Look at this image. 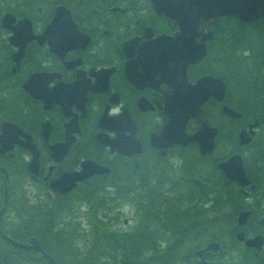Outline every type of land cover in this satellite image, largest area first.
<instances>
[{
    "label": "flooded vegetation",
    "instance_id": "1",
    "mask_svg": "<svg viewBox=\"0 0 264 264\" xmlns=\"http://www.w3.org/2000/svg\"><path fill=\"white\" fill-rule=\"evenodd\" d=\"M68 3L0 0V264H18L7 262V258L22 255L21 243L29 240L18 233L22 231L19 226L6 225L7 213L1 212L4 196L25 192L50 200L92 192L114 201L119 188L129 187L136 178L133 135L144 153L146 140L167 122L163 104L172 97L173 89L178 96L183 87L182 80L174 81L172 74L179 69L178 64L158 61L159 51L152 50L148 57L152 61L146 68L143 46L137 52L133 45H124L128 36H140L145 28L143 45L149 48L155 35L171 32L159 15L145 11L140 26H133L125 37L117 30L116 18L109 17L110 11L88 22L86 18H94L93 14L80 13ZM101 10L94 13L99 15ZM263 25L261 21L259 37H264ZM242 52L258 64L237 70L235 65H226L225 85L219 81L195 85L200 77L212 74L214 60L210 66H205L207 59L192 63L187 74L193 81L195 99L203 90L223 95L221 100L215 96L202 104L205 119L220 129L218 142L223 136L222 141L239 147L236 152L242 157L247 151L256 152L249 183L237 186L251 202L244 205L242 210L248 216L239 218L244 223L238 227L245 248L241 256L249 264H264V41L259 51L251 46ZM132 55L134 59H130ZM224 104L237 116H231L227 108L224 114ZM196 116L189 119L191 133L200 124ZM229 122L233 129L226 138V131L223 133ZM256 122L253 141L241 144L240 133ZM81 172L85 177L69 187L70 175ZM116 206V202L112 204ZM254 237L257 245L246 246ZM80 238L86 240L73 236V242ZM76 248L81 251L80 246ZM185 258L184 264H204L206 260L215 264L208 254Z\"/></svg>",
    "mask_w": 264,
    "mask_h": 264
},
{
    "label": "trees",
    "instance_id": "2",
    "mask_svg": "<svg viewBox=\"0 0 264 264\" xmlns=\"http://www.w3.org/2000/svg\"><path fill=\"white\" fill-rule=\"evenodd\" d=\"M141 4V8L136 12L143 9L144 4L138 0H69V6L75 9L78 12H87L88 14H93L94 18H102L105 16L108 11V7L113 4L120 6L127 5L130 9L135 11ZM102 9V10H101ZM101 10L99 15H96L94 11ZM151 10V9H150ZM117 16H126V12L109 14L110 18ZM219 26H222L219 25ZM223 30L220 28L219 31ZM251 36V40L254 42L256 34L248 33ZM249 44V39H243V37H238L240 43ZM233 56L235 54L234 48L230 52ZM237 56V53L235 54ZM218 57L216 59L220 60L222 64H226V48L223 51L218 50ZM178 151V150H177ZM178 154L182 155L185 158L184 168L187 170V164L191 160L192 156L190 151L187 153L185 148H182L178 151ZM136 163L138 166H136ZM206 162L198 159V165L195 161L190 163V168L193 172L206 173ZM204 164V165H201ZM207 164V163H206ZM158 165L162 166V173L169 169V166L166 167V164H162L156 156L151 158L150 162L142 158L135 161V171L138 175L139 170H142L143 174L141 178H136L133 181V184L130 183L129 187L123 185V188H119L118 193L114 196L115 200L126 199L129 202H132L136 206L137 210L139 209L140 215L139 219H147L146 223H149L151 231L149 232L148 242L145 245L150 247V250L154 253L149 256H135L127 253L132 250L135 246L137 248L143 247V243L140 240L132 239L138 238L141 233L145 232V228L135 230L132 234L125 233L124 231H110L105 226L99 225L97 222L91 224V230L85 235V232H80L79 227H77L78 221L68 222L67 225H72L71 227L56 225L58 220L63 215L58 212L64 213L68 211L71 214L73 220L80 211L75 213L74 205L69 204L70 196H62V198L50 199L48 201H41L40 199L36 202H32L29 198L27 199L24 195L15 196V201L19 203L17 207V220L19 223L15 225V218H11L10 223L6 224L7 226L14 227L19 226L21 232L19 234L25 236L28 233L36 235L40 240L42 246L48 251V253L54 257L59 264H169L173 260H178L182 257L183 252L186 249L180 248V244L183 241L168 240L166 245L163 247L156 241L162 239V235L170 234L167 237H181L185 238L188 234L195 233L198 237H193L189 244L188 250H193L196 247H200L207 239H215L221 242V245L224 249L225 241L223 237L226 235V228H221L218 231L212 232L213 226L219 223L226 222V213H228V218L235 220V212L238 210L240 205L243 202L239 201V195H245L241 191H236L238 197H234L231 187L226 188V181L224 177L220 174V171L212 164V171L209 170L206 175L201 179L200 190L198 195L200 197H205L210 192V189L213 190L218 187H222L220 191L215 193L213 197V204L211 208H198L189 206L186 202L194 203L191 199V196L181 197L178 199L177 195H173L174 187L176 185L175 181L170 178L166 181L160 182V179H157V184L162 187V193H151L148 191V177L152 174H158ZM152 175L151 177H153ZM155 177V176H154ZM220 181H217L219 180ZM180 180L184 183L189 184L193 181V177L183 176ZM89 187H93L89 185ZM126 188H129L128 191ZM131 188V189H130ZM226 190L229 195L228 198L231 201L229 203V210L226 211ZM169 191L170 194L169 195ZM83 195L84 197L81 201L88 202V213L96 215L98 206L102 205L101 201L94 203L95 193L92 192H77V194ZM68 207V208H66ZM66 208V210H63ZM149 213V215H148ZM74 217V218H73ZM117 218V216H115ZM52 222V227H57L56 229L50 227L48 224ZM99 220V219H98ZM229 223L230 220H229ZM149 229V228H148ZM231 231V230H230ZM197 232V233H196ZM161 233V234H159ZM83 235L86 238L84 248H81V251H78L76 247V242H73V236ZM232 241L234 242V247L238 246V241L234 237L233 232H230ZM142 237V236H141ZM140 237V238H141ZM155 239H151V238ZM166 237V238H167ZM129 238V239H127ZM138 238V239H140ZM157 239V240H156ZM134 252H137L136 248L133 249ZM132 250V251H133ZM31 252L25 251L20 256H9L7 262L18 264H51L42 256H37V252L33 253L34 256L28 255ZM83 253V254H82ZM32 254V253H31ZM3 260V258H2Z\"/></svg>",
    "mask_w": 264,
    "mask_h": 264
},
{
    "label": "water",
    "instance_id": "3",
    "mask_svg": "<svg viewBox=\"0 0 264 264\" xmlns=\"http://www.w3.org/2000/svg\"><path fill=\"white\" fill-rule=\"evenodd\" d=\"M152 4L158 13L179 27V32L175 33L177 47L172 59L177 58L182 69L200 58L204 52V43L210 37L211 26L222 17L233 15L240 21H251L264 16V0H152ZM204 29H207L206 32ZM196 39H199L198 43ZM164 61L167 62V59ZM170 127L173 130L176 128L172 124ZM177 131L179 132L178 129ZM169 133L168 126L160 132L166 139ZM188 139L191 140L192 136ZM176 141L180 142L178 137ZM84 177L85 173L82 172L70 175L69 187ZM30 246L41 250L34 239L31 240ZM216 246L211 245L214 248Z\"/></svg>",
    "mask_w": 264,
    "mask_h": 264
},
{
    "label": "rangeland",
    "instance_id": "4",
    "mask_svg": "<svg viewBox=\"0 0 264 264\" xmlns=\"http://www.w3.org/2000/svg\"><path fill=\"white\" fill-rule=\"evenodd\" d=\"M143 18H145L146 16H142ZM86 20L88 22H91L94 20V18H86ZM215 44L212 47V50L215 52ZM226 149V141H222L219 145V152H223ZM171 162H174V159H170ZM175 174V173H174ZM231 191L233 192L234 197H238L236 191L234 188H231ZM101 201L102 205L98 206V211H97V216L98 219L96 217V215L94 214H90L88 213V202L86 201H82V202H76L74 203V201H71L72 203H74V209L75 211H80V213L77 215V217H73L74 221L77 220L78 221V225H79V229L81 231H83V233L85 232V235L88 234V232L91 230V224H93L94 222H97L99 225L105 226L108 230L110 231H126V230H130L132 228V226L134 224H137L136 221L133 220L134 215L135 214V210L128 207L127 205H125L122 208H113L112 209V204L114 203L112 200H107L106 198H102L99 197V195L96 193L95 199H94V203ZM115 212H118V218L115 219L113 214H115ZM61 215H65L62 214L61 212H58ZM68 217V216H67ZM227 220L232 221V218H226ZM124 220L127 221L126 224H124ZM222 223L217 224V228L219 227V225ZM228 225V224H227ZM226 225V229L228 228V226ZM228 239L225 236V241H227ZM190 246L189 241L184 240L181 244H180V248L183 249H188V247ZM43 249L45 250V248L43 247ZM220 250V249H219ZM45 252H47L45 250ZM48 253V252H47ZM49 254V253H48ZM219 260H222L223 258H218ZM226 261H228L226 259ZM171 264V263H170Z\"/></svg>",
    "mask_w": 264,
    "mask_h": 264
}]
</instances>
